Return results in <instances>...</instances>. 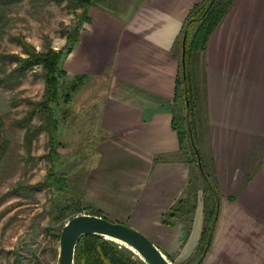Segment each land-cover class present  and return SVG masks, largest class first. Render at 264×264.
Instances as JSON below:
<instances>
[{
  "label": "crops",
  "instance_id": "0c3cea01",
  "mask_svg": "<svg viewBox=\"0 0 264 264\" xmlns=\"http://www.w3.org/2000/svg\"><path fill=\"white\" fill-rule=\"evenodd\" d=\"M204 1L93 4L80 41L61 62L70 78L86 75L105 85L95 104L97 136L83 169L81 214L132 225L172 264L196 261L204 222L201 192L190 217L168 216L192 169L178 157L173 128L176 45L190 11ZM194 62L199 148L222 198L199 264H264V0H234Z\"/></svg>",
  "mask_w": 264,
  "mask_h": 264
},
{
  "label": "rangeland",
  "instance_id": "374dc122",
  "mask_svg": "<svg viewBox=\"0 0 264 264\" xmlns=\"http://www.w3.org/2000/svg\"><path fill=\"white\" fill-rule=\"evenodd\" d=\"M117 1L100 0L97 3L110 5L112 2L117 4ZM67 3L23 0L1 9L0 17H6V23L0 33V52L22 54V47L14 40L19 35H24L38 50L52 45L57 50L66 51L68 38L62 33L79 25L83 13L82 8L71 10ZM84 23L79 25L80 33ZM196 66L193 57L192 82ZM70 80L61 78L64 90L71 85ZM103 84L100 79L86 77L73 93L69 105L63 102L52 104L55 116L60 120L56 158L60 161V156L64 155L65 159L64 167L57 166V169L69 171L73 163L80 162L70 176L68 191L59 195L49 189L32 188L45 181L53 165L47 157L51 148L48 131L41 129L35 133L28 147L26 128L17 124L20 120L28 122L31 114L30 123L34 127L43 123L38 112L34 116V112L31 113L35 103L42 100L45 89L41 67L26 73L13 89L0 88V119L3 141L6 142V150L0 157V264H59L60 238L57 233L67 219L58 220L57 214L66 201L81 202L83 169L91 162V151L96 142L94 137L97 136L94 135L95 104L102 96ZM182 106L181 100L175 104L177 109ZM75 213L73 208L68 216Z\"/></svg>",
  "mask_w": 264,
  "mask_h": 264
},
{
  "label": "trees",
  "instance_id": "16d2710c",
  "mask_svg": "<svg viewBox=\"0 0 264 264\" xmlns=\"http://www.w3.org/2000/svg\"><path fill=\"white\" fill-rule=\"evenodd\" d=\"M23 0H0V10L14 6ZM46 2H56L62 4L68 1L67 6L73 11L82 8L79 25L87 21L89 7L97 4L100 0H45ZM234 0H205L201 4H197L190 11L181 34L178 38L177 47L180 53V71L181 77L177 78L175 101L180 99L183 106L180 109L175 107L173 115V128L177 131L181 151L178 157L185 159L191 164V178L185 194L172 208L168 214L169 217L177 218L190 217L196 208L200 192L204 202V222L199 242L198 254L199 258L196 263L199 264L208 252L213 235L217 225V219L220 212L221 195L217 181L211 176L203 162L202 154L199 148L197 126L194 115V98L192 92L191 67L193 57L196 53L204 51L207 46L210 35L222 21L227 11L233 4ZM6 23V17H0V33L3 31V26ZM63 31L62 36L68 38L66 51L55 49L52 45L46 46L44 50H38L35 45L30 43L24 35L14 37L15 41L22 47V54L19 53H2L0 52V88L13 89L26 73L32 71L35 67H41L42 75L45 81V89L42 100L35 103L32 112L39 113L43 119V123L34 127L30 120L17 121L18 126L26 128V140L28 147L31 146L33 135L41 129H46L49 133L51 143L50 152L48 154L49 163L52 162V167L49 168L45 181L38 183L32 188L49 189L56 192L57 195L66 193L70 187V176L78 167L80 162L72 164L69 171L57 169L63 168L65 165L64 155H61V160L56 157V138L58 137V128L60 120L55 116L52 104L63 102L69 105L72 101L73 93L80 88L86 75H79L70 78L64 68H61L62 57L66 52H71L81 39L80 26ZM61 78H70L71 85L64 90L61 87ZM65 116L67 111L64 112ZM65 118V117H64ZM2 125V120L0 119ZM58 144V142H57ZM6 150V142L3 141L0 145V157ZM55 157V158H54ZM198 172V174H197ZM75 209V214L71 217L68 213ZM83 210L81 202H67L61 207L57 214L58 220H65L60 230L57 233L58 238L64 225L69 219ZM93 214V213H91ZM98 215V214H96ZM166 222L165 215L163 217ZM177 222V221H176ZM176 222H168L171 225ZM190 233L189 225L186 228L185 234ZM74 264H147L137 253L123 244L114 240L105 238L99 234L84 235L78 242L75 250Z\"/></svg>",
  "mask_w": 264,
  "mask_h": 264
},
{
  "label": "water",
  "instance_id": "95a60500",
  "mask_svg": "<svg viewBox=\"0 0 264 264\" xmlns=\"http://www.w3.org/2000/svg\"><path fill=\"white\" fill-rule=\"evenodd\" d=\"M87 234L125 242L147 264H172L157 245L130 224L109 220L101 215L82 213L69 219L60 234L59 264H74L79 240Z\"/></svg>",
  "mask_w": 264,
  "mask_h": 264
},
{
  "label": "bare ground",
  "instance_id": "6f19581e",
  "mask_svg": "<svg viewBox=\"0 0 264 264\" xmlns=\"http://www.w3.org/2000/svg\"><path fill=\"white\" fill-rule=\"evenodd\" d=\"M111 240V239H110ZM116 242L120 243V244H123V245H127L125 242L123 241H120V240H115Z\"/></svg>",
  "mask_w": 264,
  "mask_h": 264
}]
</instances>
